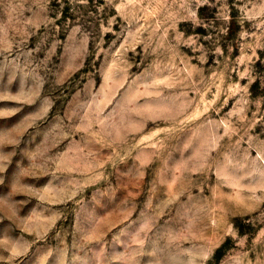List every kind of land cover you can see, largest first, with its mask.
I'll return each instance as SVG.
<instances>
[{
	"label": "rangeland",
	"instance_id": "374dc122",
	"mask_svg": "<svg viewBox=\"0 0 264 264\" xmlns=\"http://www.w3.org/2000/svg\"><path fill=\"white\" fill-rule=\"evenodd\" d=\"M0 264H264V0H0Z\"/></svg>",
	"mask_w": 264,
	"mask_h": 264
},
{
	"label": "trees",
	"instance_id": "16d2710c",
	"mask_svg": "<svg viewBox=\"0 0 264 264\" xmlns=\"http://www.w3.org/2000/svg\"><path fill=\"white\" fill-rule=\"evenodd\" d=\"M220 253H221V249H218L216 252L217 257H218V254L220 255Z\"/></svg>",
	"mask_w": 264,
	"mask_h": 264
}]
</instances>
